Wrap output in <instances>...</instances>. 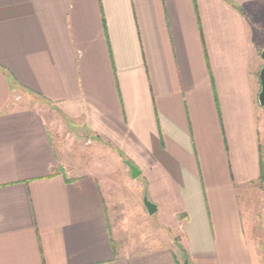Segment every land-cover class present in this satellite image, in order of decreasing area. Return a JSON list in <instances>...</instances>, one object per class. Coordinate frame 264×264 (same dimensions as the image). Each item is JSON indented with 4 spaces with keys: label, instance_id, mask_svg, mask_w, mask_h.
<instances>
[{
    "label": "crops",
    "instance_id": "1",
    "mask_svg": "<svg viewBox=\"0 0 264 264\" xmlns=\"http://www.w3.org/2000/svg\"><path fill=\"white\" fill-rule=\"evenodd\" d=\"M263 50L264 0H0V264H264Z\"/></svg>",
    "mask_w": 264,
    "mask_h": 264
},
{
    "label": "water",
    "instance_id": "2",
    "mask_svg": "<svg viewBox=\"0 0 264 264\" xmlns=\"http://www.w3.org/2000/svg\"><path fill=\"white\" fill-rule=\"evenodd\" d=\"M262 55H263V58H264V50L262 52ZM260 79H261L262 88H261V92L259 94V103H260L261 106L264 107V66H263V68L261 70V73H260ZM128 164H129V166H130V168L132 170V176L134 178H137L140 175L141 171L137 168L136 165H134V164H132L130 162H128ZM144 202H145V205H146V207L148 209V212L150 214H154L156 212V210H157L156 205L151 200H149L147 196L145 197ZM184 264H191V262L188 259H186L184 261Z\"/></svg>",
    "mask_w": 264,
    "mask_h": 264
},
{
    "label": "rangeland",
    "instance_id": "3",
    "mask_svg": "<svg viewBox=\"0 0 264 264\" xmlns=\"http://www.w3.org/2000/svg\"><path fill=\"white\" fill-rule=\"evenodd\" d=\"M62 140H64V142H65V146H70V140H69V138L67 137V136H64L63 137V139ZM79 144H81V147H83V149L81 148V151H83V152H85L86 151V153L85 154H87V155H97L98 157H103L104 159L106 158V159H109L108 157H106L107 155L105 154V152L106 151H104V150H97V149H92V147H91V145H88V146H86L87 144H85L86 142L85 141H81V140H79V141H77ZM79 146V145H78ZM85 147H86V149H85ZM91 153V154H90ZM149 199V198H148ZM153 218H155V217H153Z\"/></svg>",
    "mask_w": 264,
    "mask_h": 264
}]
</instances>
